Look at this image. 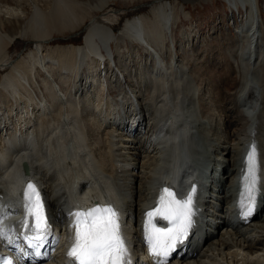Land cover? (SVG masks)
Returning a JSON list of instances; mask_svg holds the SVG:
<instances>
[{"label": "bare ground", "instance_id": "1", "mask_svg": "<svg viewBox=\"0 0 264 264\" xmlns=\"http://www.w3.org/2000/svg\"><path fill=\"white\" fill-rule=\"evenodd\" d=\"M115 2L72 0L82 12L75 19L71 17L79 13L74 7L60 13V5H54L55 12L34 6L27 30L37 45L21 58L10 59L7 53L19 37L0 28V195L20 210L18 192L32 181L45 194L59 228L70 207L104 197L128 221L136 242V221L161 186L184 194L186 187L175 182L176 173L196 178L206 160L213 169L224 160L222 173L215 171L224 179L204 185L189 239L171 264H264V219L235 234L220 229L229 217L215 210L228 203L242 149L250 142L256 146L259 193L264 196V0H227L230 15L223 40L229 50L201 67L176 58L171 43L172 61L163 59L168 32L178 24L170 0H151L149 15L127 20L118 32L111 28L115 16L92 17ZM83 25V45L70 44L56 55L49 46L55 34L76 32ZM134 42L148 56L142 71L130 70L129 55L125 57L135 51ZM205 77L216 85L213 95L203 86ZM110 93L117 96L113 99ZM136 122L137 133L130 134ZM23 163L30 168L28 177ZM208 193L211 200L205 203ZM258 216H264V207ZM205 217L212 225L200 234Z\"/></svg>", "mask_w": 264, "mask_h": 264}, {"label": "rangeland", "instance_id": "2", "mask_svg": "<svg viewBox=\"0 0 264 264\" xmlns=\"http://www.w3.org/2000/svg\"><path fill=\"white\" fill-rule=\"evenodd\" d=\"M79 1L82 4H85L86 2L90 4H97L99 0H79ZM71 2L72 0H65L64 4H58L56 0H0V28L6 34L19 37V39H17L13 43L10 50L7 51L9 58L11 59V57H15V56L21 58L23 56H26L28 55V53L33 52V49L37 45V43H33V40L30 39L32 38V36L27 30L28 21L31 19V16L33 15L34 6H37L44 12H51V11L55 12L53 11L54 5H57V7L60 5L58 7L60 13L61 11L64 12L67 10L71 12L74 7L76 11L74 10L73 12L79 13L77 15L74 14L73 15L74 17H71V19H75V17L78 18L80 15H82V12H80V9ZM170 2L176 6L177 9L176 16L178 18V22H177L178 24L176 25V27L173 29L172 32L170 31L168 32L169 36L167 35L168 38L165 40L166 42L165 44H167V49L170 45L169 43H172L175 40L176 47L178 48L179 53H181L179 50L180 48L185 49L188 55L187 53L184 54L182 53V54L188 57V61L190 59L189 57L192 56L191 58L193 59V61L191 63V67H193L192 65L194 64L200 67L202 65L208 64L209 61H211L212 59L214 60V58L216 59L220 58L223 52L229 50L228 42L223 40L225 28L226 29L228 28L227 17L230 15V5L227 2V0H179V1L170 0ZM151 9H152L151 0H118V1L116 0V2L111 3L108 8L106 7L103 8L101 12L100 11L94 12L92 17L94 19H98L106 14L115 16L116 17L115 20L117 21V23L113 25L111 28L114 29L115 32H118L127 20L132 19L138 15L139 16L149 15ZM58 10L56 12H59ZM185 15L187 16V19L184 18ZM245 18H246V14H245ZM91 20L92 18L88 19V21ZM25 29L27 33L25 35H22V32ZM85 33H86V27L85 25H83L80 28H78L76 32L66 31L61 35L55 34V40L54 42L52 41V44H50L49 46H51V48L55 50V54L60 52V48L69 46L70 44L75 46H81L83 45V39ZM183 34L184 35L186 34L185 35L186 38H182L181 35ZM170 37L172 41L170 40ZM219 42L220 43L222 42L221 45L219 44ZM138 46H139L138 43L134 42V47H136L135 51L130 52L125 56L127 58V56L129 55L128 58L130 60L127 58V63L129 64L130 70L133 71L142 70L143 68L142 62L143 61L145 62L144 59H147L144 50ZM218 47L221 48L219 49ZM189 52H191L190 53L191 55L189 54ZM198 52L199 53L201 52L200 55L202 58L199 57V54H197ZM133 58L137 60V62ZM182 58L184 57L182 56ZM54 59H56L55 56ZM171 59L166 58L165 60L171 61ZM55 78L57 79V82L60 83L58 76H55ZM205 78L207 80L204 79L203 86L204 88H206L205 90L212 93L213 95L215 93V89H213L214 88L213 84L211 85L212 82H210L211 80L208 77ZM63 92L67 94L68 88L65 90L63 88ZM73 100H75L74 96H73ZM11 104L12 102L10 103V105ZM22 106L19 109H21ZM21 114H23V112ZM220 259L223 260L222 257Z\"/></svg>", "mask_w": 264, "mask_h": 264}, {"label": "snow or ice", "instance_id": "3", "mask_svg": "<svg viewBox=\"0 0 264 264\" xmlns=\"http://www.w3.org/2000/svg\"><path fill=\"white\" fill-rule=\"evenodd\" d=\"M254 153L248 156V175L244 178L248 206L245 215L252 212L256 184ZM30 171V168L28 169ZM29 212L35 215L37 229L45 226L44 205L35 186L28 185ZM241 207H244L243 200ZM76 244L69 253L79 264H128L129 252L122 238L117 212L111 207H97L89 212L76 214ZM193 197L176 198L173 191L165 188L159 199V207L147 213L146 243L151 253L162 258L159 264H168L173 253L179 254L178 245L189 239L194 223ZM155 217L168 222V227L158 228Z\"/></svg>", "mask_w": 264, "mask_h": 264}]
</instances>
